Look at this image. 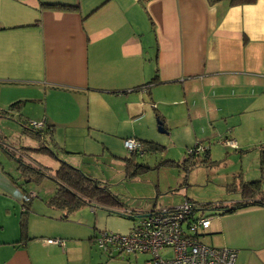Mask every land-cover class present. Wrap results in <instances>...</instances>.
Wrapping results in <instances>:
<instances>
[{
	"label": "crops",
	"instance_id": "crops-1",
	"mask_svg": "<svg viewBox=\"0 0 264 264\" xmlns=\"http://www.w3.org/2000/svg\"><path fill=\"white\" fill-rule=\"evenodd\" d=\"M18 101L24 106L16 118L52 129L47 144L57 156L46 154L55 161L43 165L35 158L43 153L35 151L39 146H23L0 129L8 138L1 143L26 163L53 172L66 161L92 176L93 164L107 163L128 180L124 160L131 153L124 142L134 139L162 147L161 154L177 162L197 145L209 151L210 161L219 159L223 154L216 149L232 151L225 141H233L245 173L244 160L260 162L264 145V0L242 6H210L206 0H0V107ZM15 166L16 175L0 162V264H37L35 251L39 264H63L43 256L39 246L71 264L75 243L65 245V235L56 232L51 235L64 242L58 247L30 231L39 230L38 217L69 222L76 211L63 218L64 211L49 205L56 186L40 199L27 187L49 179L23 185L17 160ZM243 173L232 183L249 182ZM102 177L110 187V178ZM238 195L221 203L242 201ZM26 201L32 203L27 229L34 240L24 244ZM121 202L134 213L153 210ZM89 235L85 239L95 244L96 235ZM206 236L210 246L237 251L236 264H264L263 207L214 218Z\"/></svg>",
	"mask_w": 264,
	"mask_h": 264
},
{
	"label": "rangeland",
	"instance_id": "rangeland-1",
	"mask_svg": "<svg viewBox=\"0 0 264 264\" xmlns=\"http://www.w3.org/2000/svg\"><path fill=\"white\" fill-rule=\"evenodd\" d=\"M23 125H25L23 121L13 122L6 118L0 119V129L7 136L12 137L23 146L36 145L40 147L41 145H38L35 140L31 139L27 134H24ZM25 127L28 129L31 128L28 127L27 124ZM234 149L232 151H226L225 148L216 149L218 153L222 152L221 154H223V156L221 158H214L215 160H212L214 162L212 165L195 167L188 173L181 168L164 166L162 163L169 159L165 158L161 153H147L143 156L137 157V162L148 165L150 169L132 180H124L123 174L118 171V167H111V165L109 166L107 163L93 164L91 172L94 174L92 175L94 176L93 178L97 177L96 179H98V177L100 178V176H107V178H110L109 182L111 184L110 189L112 193L120 197L128 206H131L129 204H133L137 205L139 208L151 210L161 207H176L184 203L186 200L194 202L199 206L218 204L227 199L229 200L239 196V193L234 190L235 186L232 183V180L234 181L235 176L241 178V173L243 172H241V157L234 154ZM225 152L229 153L228 156ZM59 155L61 154L59 153ZM35 158H37V160L43 165H45V161H48V163L55 161L54 158H51L50 155L46 153H38ZM0 162H2L4 168H6L11 174H17L15 168L16 160L9 158L3 150H0ZM215 163L217 164L215 165ZM47 166L50 165L48 164ZM244 167L245 173L243 174H245L244 176L246 178H249L247 181L260 179L261 173L259 169V160L256 161L250 156L244 160ZM214 168L218 170V173ZM226 177L231 178L228 183H225L224 181ZM237 184H239V182H237ZM55 186V182L49 179L44 180L41 185H29L27 190L29 192L36 191L39 193V198L43 199L44 197H47L48 194L55 192ZM39 187L41 188L40 192L38 191ZM39 198H37L36 202L39 203V206H42L43 203ZM118 208L126 210L124 207ZM111 210L103 207H96V209L91 206L84 207L72 214L69 222H57L38 217L36 218L37 221H40L41 224L42 222H45V224H37V229L39 230L37 232L31 230L30 235L36 233L40 239H45L47 244H55L58 247L59 245L57 243H52L50 241H57L56 239L59 238L51 234L57 232V234L65 235L63 240L65 245L67 243L68 246H70V242H73L76 247L73 253L69 251L68 254L71 264H88L89 260L90 264H147L151 259L149 254H126L122 256L113 253V255H110L100 250L96 244H93L92 239H90V244L89 241L85 239L89 233L91 238L102 232L126 236L129 235L139 224V219L125 217L116 211L117 208ZM146 212L149 211L137 214L134 213V217L139 218ZM213 213L214 212L209 210L205 212L206 215H211ZM49 214L56 216L53 212H50ZM214 218H218V216L215 215L212 219ZM31 219L33 220L34 217ZM49 225H51V228ZM65 229H67L70 234L81 239L78 241L71 239L65 234ZM203 241L209 245V236H203ZM38 249L39 253L43 256H49L50 254V256L52 255L51 259L60 260L63 264H67V259L64 257L54 255V253H50L49 250H45L42 246H39ZM31 256L32 259L39 264L36 251L32 252ZM171 256V252L165 255V257Z\"/></svg>",
	"mask_w": 264,
	"mask_h": 264
},
{
	"label": "trees",
	"instance_id": "trees-1",
	"mask_svg": "<svg viewBox=\"0 0 264 264\" xmlns=\"http://www.w3.org/2000/svg\"><path fill=\"white\" fill-rule=\"evenodd\" d=\"M150 0H143V2H148ZM210 6H214L223 1H228L232 6H242V5H251L256 3L257 0H206ZM62 6V5H61ZM61 6H54L60 8ZM65 7V6H62ZM69 8V7H67ZM156 81V79L154 80ZM24 102L18 101L10 105L8 109H2L0 107V117L6 118L11 121H20L19 118L14 116L15 113L21 114L23 110ZM25 125L28 123V127L26 128L23 125V132L27 134L30 138L37 140L41 143V146L35 151H40L43 153H49L54 156H57L55 152H53L52 148H50L47 144L48 136H52V129L48 127L47 129L37 130L34 129L30 125V121L28 120ZM8 139L0 131V149L10 154V156L14 157L18 164L19 169L22 172V180L24 182L23 185L28 184L29 182L35 181L39 182L42 178H48L53 180L56 183V192L49 201V205L53 208L62 210L65 212L63 218H68L70 214L80 209L82 206L88 205L92 208L96 209V207H103L109 210L117 208V212L121 213L123 216L128 217L130 219H136V217L129 216L122 212V209L118 208L122 204L120 198L113 194L109 185L107 183L101 182L92 176L85 174L79 168L72 166L66 161H61L59 167L53 170L40 164L33 162L31 164L26 163L19 157H16L12 152H9L7 148H4L2 145L3 139ZM143 144V150L141 152H132L128 158L124 160L126 166V175L128 180H132L141 174L147 172L150 167L146 164H142L137 162V157L147 154V153H161L162 147L155 146L153 144ZM199 145L192 149L188 153L186 159L182 162L175 161H164L162 164L164 166L169 167H177L185 170V172H189L191 169L199 166H210L214 162L210 161V154L208 150H200ZM260 162L259 169L261 173V177L258 180H253L249 182L240 181L239 184L233 183L234 190L240 193L242 201L232 203V204H209L199 206L197 205V209L205 214L207 210L214 212L211 215H206L210 217L222 216L226 214H233L242 209L250 208V207H263L264 208V145L260 148ZM160 164V165H162ZM240 177H238L239 179ZM241 180V179H239ZM22 186V185H21ZM31 201H26L24 205V216L22 217L21 225H22V233L24 236V244L30 240H34L28 235V223L27 216L28 211L31 208ZM112 211V210H111ZM213 220V219H212ZM209 231V230H208ZM204 232L203 235L206 236L207 232ZM98 235L94 238L95 239ZM96 244V243H95ZM97 246V245H96ZM99 248V247H98ZM100 249V248H99ZM102 250V249H100ZM103 251V250H102ZM137 255V254H136Z\"/></svg>",
	"mask_w": 264,
	"mask_h": 264
},
{
	"label": "built area",
	"instance_id": "built-area-1",
	"mask_svg": "<svg viewBox=\"0 0 264 264\" xmlns=\"http://www.w3.org/2000/svg\"><path fill=\"white\" fill-rule=\"evenodd\" d=\"M30 125L37 130L45 128L41 122L31 121ZM225 144L237 148L233 141ZM124 147L130 153L143 150V144L134 139L126 140ZM122 212L134 216L129 209ZM136 219L139 224L129 235L102 232L95 239L96 245L110 255L149 254L151 259L147 264H236L237 251L213 247L203 241L212 217L197 209L194 202L186 200L176 207L155 208ZM50 242L64 245L59 240ZM169 252L172 256L165 257Z\"/></svg>",
	"mask_w": 264,
	"mask_h": 264
},
{
	"label": "water",
	"instance_id": "water-1",
	"mask_svg": "<svg viewBox=\"0 0 264 264\" xmlns=\"http://www.w3.org/2000/svg\"><path fill=\"white\" fill-rule=\"evenodd\" d=\"M159 125H160V127H159V129H158V130H159L160 132H165V131H164V129L162 128V125H161V123H159Z\"/></svg>",
	"mask_w": 264,
	"mask_h": 264
}]
</instances>
